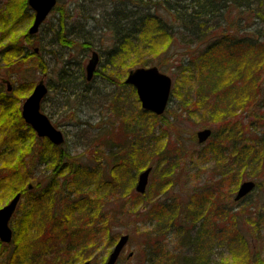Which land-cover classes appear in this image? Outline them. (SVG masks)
I'll return each mask as SVG.
<instances>
[{"label":"rangeland","instance_id":"rangeland-1","mask_svg":"<svg viewBox=\"0 0 264 264\" xmlns=\"http://www.w3.org/2000/svg\"><path fill=\"white\" fill-rule=\"evenodd\" d=\"M11 2L0 0V14ZM18 4L15 10L21 13L25 5ZM57 5L59 11L55 9ZM112 6L110 0H57L28 44L31 50L38 49L41 58H28L22 61L24 65L15 55L2 56L5 42L0 41V99L14 103L9 113L15 117L10 116L9 123L15 125L18 117L23 120V100L43 79L48 93L42 112L64 136L62 146L43 137L51 149L44 154L48 160L38 166L32 165L30 157L35 146L25 142L28 147L20 156L28 165L18 166L15 157L11 167V171L21 168L22 178L29 177L24 185L17 180L7 181L12 174L1 156L8 153L0 146V208L15 193H21L10 221L12 240L9 244L0 242V264H6L30 244L37 232L47 226L48 214H58L65 202L76 204L81 196L89 197L87 204L92 208L88 217L84 213L74 214L75 219H82L74 227H82L84 219H88L95 231L89 234L87 243H77L78 247L69 253L56 250L61 244L50 248L49 256H41V264H82L83 260L77 261L84 255L89 257L84 261L90 264H105L114 244L124 234L130 239L116 264H164L160 254H151L147 248L149 238L161 242L168 258L174 257L177 264H191L196 251L202 264H247L255 250L264 260V55L256 65L258 71L251 78L247 76V81H241L244 88L237 87L242 93L238 101H233L237 88L212 90L208 86L212 78L208 71H199L201 61L194 64L203 47L198 49L194 43L188 46V37L177 28L166 53L162 48L171 41L154 42L151 28L147 36L141 33L127 43L123 56L109 58L115 43L112 33L101 26L109 23L105 17L112 12ZM157 8L152 12L166 19V10ZM83 14L91 20L80 24L76 20ZM22 21L14 35L18 45L28 38L32 22L25 25ZM60 28L66 39H74L77 45L67 47L56 41L54 32ZM3 33L0 29V38ZM94 51L99 62L93 78L87 81L85 68ZM221 53L224 52L215 50L205 59L210 57L214 61ZM137 63L138 67L155 66L171 79V98L162 115L143 108L135 87L124 82L128 72L138 68ZM117 70L122 76L118 79ZM5 81H9V92ZM24 83L31 84L25 96L20 91ZM116 95L121 97L122 119L117 118L112 106ZM4 118L0 115L1 122ZM206 127L212 128L213 137L199 143L196 132ZM24 131L22 126L19 132ZM53 146L59 150L53 151ZM243 150L250 151L241 154ZM234 155L238 157L239 169ZM148 167V184L140 194L136 182ZM88 171L91 173L87 174ZM43 177H48L52 185L50 209L47 213L37 210L30 214V202L34 199L27 192L40 189L29 190L27 185H35ZM246 180L256 182L255 190L241 203L233 201L237 188ZM209 183L213 185L205 195ZM198 188L204 193L197 192ZM57 195L65 202L60 198L56 205ZM217 203L223 207L219 221L214 213ZM258 208L263 211H257ZM217 223L224 228L222 233L216 230ZM196 234L200 236V245L193 248L189 242L196 239ZM218 238L222 239L220 243H216ZM26 256L29 258L25 253L24 259ZM168 264H174L171 258Z\"/></svg>","mask_w":264,"mask_h":264},{"label":"trees","instance_id":"trees-1","mask_svg":"<svg viewBox=\"0 0 264 264\" xmlns=\"http://www.w3.org/2000/svg\"><path fill=\"white\" fill-rule=\"evenodd\" d=\"M18 2H21L23 6L25 5V9L21 13L15 10V8L19 6ZM110 2L113 5L111 7L112 12L105 17L109 23H104V25L102 24L101 26L103 30L112 33L115 43L113 49L110 51L109 58L115 59L117 56H123L127 53H123L127 48L126 44L132 42L141 33L145 34L143 37L147 36L149 32L147 30L151 28L153 32L151 35L154 36L152 40L154 42L171 41L167 47L162 48V51L166 53L173 43L172 38L175 32L174 29L177 28L183 31L188 37V46L194 43L195 45L198 44V49H202L203 47V50L199 52V58L194 61V64L197 65L201 61L200 65H198L200 67L199 71L202 69L208 71V76L212 77L208 81V86H210L212 90H219L220 88L222 89V87H227L228 90L235 87L240 89L241 81H247V76L251 78L252 75L258 71L256 65L262 60V56L264 55V0H110ZM27 4L26 0H12L10 7L5 6L4 11L0 14V27H3L0 29L4 30L0 41L5 42L1 54L2 56L13 55V57L15 55V57L19 58L22 65L25 63L22 61L28 60V58H41H39L37 53L31 50L28 45L32 36L27 34L28 38L25 39L22 45H18L20 42L14 38V35L17 34L19 30L18 26L20 27L21 20H23L22 22L25 21V25H27V22L33 20L34 14H32ZM157 6L166 10L167 20L162 19L160 16H156V14L152 12V9H158ZM55 9L59 11L60 7L57 5ZM143 10L145 12L142 13L141 11ZM10 14L12 15V19ZM13 14H16V16ZM21 14L25 18H22ZM90 20L91 17L89 15L83 14L76 21L82 24ZM54 35L56 36V41L63 46L72 47L73 45H77V43L73 41L74 39H66L65 35L62 34L61 28L58 31L56 30ZM81 37L85 38L84 36ZM8 41H10V43L7 44ZM215 50H222L224 53L217 54L214 61L210 60V57L205 59L206 56L211 55ZM138 65L139 63H137V67ZM144 65L145 64H143V66ZM42 66L44 65L41 64L40 68L44 69ZM120 73V70H117V79L118 77H122ZM237 84H239V86ZM30 88L31 84L27 85L24 83L23 88L20 89L21 94H23V96L27 95L30 92ZM238 88L237 91H235L237 94L234 96L235 98L233 97V101H238L242 93L240 91L243 90L244 87H242L241 90ZM115 97V101L114 99L112 101V106L116 108L117 118L122 119V115L120 114L121 108H119L121 97L120 95H116ZM9 103L6 102V100L0 99V115L6 117L4 118L6 119L4 122L0 121V132L3 133L0 135V146H4L8 153L6 157H1L3 158L2 160H5L8 167H10L9 174H12L11 177L9 175V180L7 181L17 180L20 185H24L29 177L22 178L21 168L11 171L13 160L17 157L18 166L28 165V162L24 161L23 157L20 156L21 152L28 147L25 143L28 140L30 144L35 146L33 147V156L30 155V157H33L34 161H32V165L36 166L37 164L38 166L43 164L48 160L44 154L47 152V149L51 147V144H49V141L45 140V138L39 139L20 117L15 118V122L13 121L15 125L12 126L10 124L11 122L9 123L11 120L10 116H15L10 115L9 109L14 106V103ZM22 126L25 130L23 133L19 132ZM20 144L22 147H20ZM218 146L220 145L218 144L217 147ZM56 148L58 147L53 146L52 150L54 151ZM249 151L250 150H243L241 154L248 153ZM234 152L235 155H237L236 149ZM58 153L60 154V152ZM11 154L12 157H10ZM51 158L52 157L49 159ZM240 159H242L241 155ZM58 161L60 160L58 159ZM234 164L236 169H239L238 157H236ZM24 171L27 170L25 169ZM89 173L91 172L88 171L87 174ZM14 175H18V179L14 178ZM3 178H6L5 174ZM28 185H31L34 190L40 189V191L36 193L33 191L27 192L28 195L33 196L34 199V201L30 202L29 213H36L37 210L47 213L52 203L50 201H52L51 194L53 193L52 185L48 177L37 179L35 185L31 182ZM212 185L213 183H209V185L205 187V195L209 193ZM198 191H202L201 188H198L197 192ZM204 191L202 192L204 193ZM249 196L250 195L246 196L243 200L247 199ZM208 197L212 199L210 195ZM55 198L57 199L56 205L59 203L60 198L63 203L65 202V198L58 197V195ZM87 199H89V197L81 196L79 202L76 203L77 205L72 202L68 204L65 202V205H63L62 210H60L58 214H48L49 220L47 226L43 230L37 232L27 247L17 252L15 251L16 255L8 259L6 264H41V256L43 254L49 256L50 251L48 252V250L52 247L54 248L55 245L57 248L58 245L61 244L60 248L56 250L69 253L70 249L78 247L77 243H87V239L90 236L89 234L95 231V229L94 231L92 229L93 225L91 224V220L87 219L86 221V219H84L85 221L82 224L83 228L81 226L74 227V225H77L76 223L79 220L81 222L82 219H80V217L79 219L73 217L76 212L80 214L84 213L86 216L90 214V208L92 207H89V204H87V202H89ZM220 207L222 206H219L218 203L214 207L215 219L217 221H219L220 217L223 215L221 212L223 207ZM261 209L258 208L257 211H263ZM219 212H221V214ZM88 221L89 223H87ZM199 224L203 226L201 221ZM257 225H259V223ZM216 230L222 233L224 228H221L217 223ZM199 237L200 236L196 234V239L194 241L190 240L189 245L193 248L196 247V245L198 247L200 245L198 243ZM220 238L216 240V243H220L222 240ZM147 243V248L151 251L150 253L160 254L159 258H164V264H168L170 258L174 264H177L174 257L172 258L169 256L170 258H168V254L164 247L161 246V242H152V239L149 238L147 239ZM56 250L53 252H56ZM75 252H77V250ZM25 253L29 255V258L26 256L24 259ZM261 255L262 254L255 250L252 256L247 259V264H264ZM193 256L194 258L190 261L191 264H202L198 251H196V255L194 254ZM88 258L87 255H84L81 259H76L78 260L77 262L82 263V260L84 261V259L86 260Z\"/></svg>","mask_w":264,"mask_h":264},{"label":"water","instance_id":"water-1","mask_svg":"<svg viewBox=\"0 0 264 264\" xmlns=\"http://www.w3.org/2000/svg\"><path fill=\"white\" fill-rule=\"evenodd\" d=\"M30 8L35 14L32 26L29 28L30 35L38 32L40 24L47 18L49 12L56 4V0H27ZM98 62V55L96 52L92 53V57L86 64V77L88 80L92 79L95 72L96 64ZM125 84H131L135 87L136 95L139 97L141 106L146 110L152 111L157 115H161L167 107L170 98L171 79L168 75L160 72L157 67L151 66L149 68L138 67L137 69L130 70ZM10 90V85L7 82V91ZM47 89L43 79H41L32 89L28 97L23 100L21 105V116L26 124H28L38 138H47L52 144L61 146L64 143L63 133L60 132L55 126L52 125L49 118L40 112L42 99L47 94ZM211 134V129L206 128L198 130L196 137L199 143L205 142ZM151 168L148 167L139 174L137 179L136 191L143 194L147 181L150 175ZM253 181H243L238 188L235 200L241 199L246 194L253 191ZM20 193L13 196L11 201L0 208V241L2 243H10L13 233L9 227V220L14 214V210L20 201ZM111 253L106 259L105 264H116L120 253L124 250L129 238L124 234L118 238ZM82 264H89L84 262Z\"/></svg>","mask_w":264,"mask_h":264},{"label":"flooded vegetation","instance_id":"flooded-vegetation-1","mask_svg":"<svg viewBox=\"0 0 264 264\" xmlns=\"http://www.w3.org/2000/svg\"><path fill=\"white\" fill-rule=\"evenodd\" d=\"M56 2H57V0H56ZM53 10V9H52ZM63 34V33H62ZM64 35V34H63ZM65 36H66V34H65ZM92 53L93 52H91V55H92ZM96 71V70H95ZM88 81V80H87ZM48 93V92H47ZM43 103H44V98L42 99V103H41V111H42V105H43ZM235 196H236V194H235ZM235 196H234V198H235ZM233 198V201H235V202H238V203H241L242 202V200H235ZM17 208V207H16ZM16 210V209H15ZM16 212V211H15ZM14 212V213H15ZM13 216H14V214L11 216V218H10V220H9V227H10V229H11V225H10V221L12 220V218H13ZM12 230V229H11Z\"/></svg>","mask_w":264,"mask_h":264}]
</instances>
